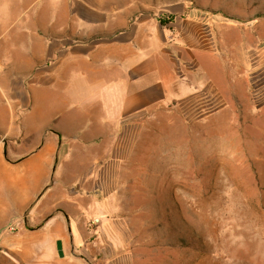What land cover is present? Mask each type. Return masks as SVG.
I'll use <instances>...</instances> for the list:
<instances>
[{"label":"crops","instance_id":"obj_1","mask_svg":"<svg viewBox=\"0 0 264 264\" xmlns=\"http://www.w3.org/2000/svg\"><path fill=\"white\" fill-rule=\"evenodd\" d=\"M197 3L0 0V264H96L91 238L118 227L85 213L150 202V179L122 172L149 166L138 156L150 121L197 103L203 59L223 58L237 33L216 12L232 3ZM242 22V52L262 57L264 19ZM185 78L196 91L183 93Z\"/></svg>","mask_w":264,"mask_h":264},{"label":"rangeland","instance_id":"obj_2","mask_svg":"<svg viewBox=\"0 0 264 264\" xmlns=\"http://www.w3.org/2000/svg\"><path fill=\"white\" fill-rule=\"evenodd\" d=\"M210 2L233 4L216 12L237 33L223 58L203 59L197 103L162 107L150 121L138 156L146 164L149 154V166L122 172L150 179V202L130 203L128 216L120 208L85 213L88 225L97 217L105 230L110 221L118 227L110 239L91 238L100 241L96 264H264V52H242L251 28L242 21L264 19V0L197 4ZM209 78L215 89L207 91ZM185 80L183 93L196 91ZM141 205L150 211L142 215Z\"/></svg>","mask_w":264,"mask_h":264},{"label":"water","instance_id":"obj_3","mask_svg":"<svg viewBox=\"0 0 264 264\" xmlns=\"http://www.w3.org/2000/svg\"><path fill=\"white\" fill-rule=\"evenodd\" d=\"M57 250H58V253L61 257L64 256V253H63V246H62V241H58L57 242Z\"/></svg>","mask_w":264,"mask_h":264},{"label":"built area","instance_id":"obj_4","mask_svg":"<svg viewBox=\"0 0 264 264\" xmlns=\"http://www.w3.org/2000/svg\"><path fill=\"white\" fill-rule=\"evenodd\" d=\"M97 221H98V220L93 221L92 224H95Z\"/></svg>","mask_w":264,"mask_h":264}]
</instances>
